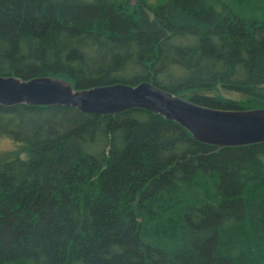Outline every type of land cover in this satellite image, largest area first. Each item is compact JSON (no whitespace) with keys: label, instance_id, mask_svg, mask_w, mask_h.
<instances>
[{"label":"trees","instance_id":"obj_1","mask_svg":"<svg viewBox=\"0 0 264 264\" xmlns=\"http://www.w3.org/2000/svg\"><path fill=\"white\" fill-rule=\"evenodd\" d=\"M234 2L0 0V77L264 109V9ZM2 137L18 151L0 158V264H264V144H204L145 109L28 105H0Z\"/></svg>","mask_w":264,"mask_h":264},{"label":"water","instance_id":"obj_2","mask_svg":"<svg viewBox=\"0 0 264 264\" xmlns=\"http://www.w3.org/2000/svg\"><path fill=\"white\" fill-rule=\"evenodd\" d=\"M0 105L59 106L96 115L145 109L178 123L204 144L218 148L264 144V109H211L150 82L76 90L59 78L23 81L16 77H0Z\"/></svg>","mask_w":264,"mask_h":264},{"label":"rangeland","instance_id":"obj_3","mask_svg":"<svg viewBox=\"0 0 264 264\" xmlns=\"http://www.w3.org/2000/svg\"><path fill=\"white\" fill-rule=\"evenodd\" d=\"M149 3H153L156 0H147ZM140 0H130V4L133 6H136ZM236 5H247L249 6L250 9L252 10H258L261 12V10L264 9V0H235L234 2ZM223 94L225 97L232 98L235 100H240L242 97L236 93L232 92H220ZM18 146L16 145L15 140L8 138V137H2L0 138V158L5 159V158H11L14 155H16L14 152L18 151L17 150Z\"/></svg>","mask_w":264,"mask_h":264}]
</instances>
